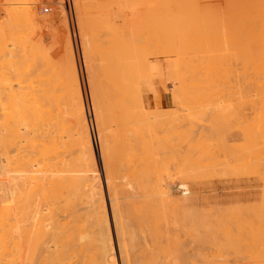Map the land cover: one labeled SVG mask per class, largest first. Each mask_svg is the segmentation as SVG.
Here are the masks:
<instances>
[{"label": "rangeland", "instance_id": "rangeland-1", "mask_svg": "<svg viewBox=\"0 0 264 264\" xmlns=\"http://www.w3.org/2000/svg\"><path fill=\"white\" fill-rule=\"evenodd\" d=\"M194 1H196V3H194L195 5L193 4ZM197 1H198V5H197ZM208 2L210 5L208 4ZM199 4H201L202 7L199 6ZM204 4L206 5L208 4V5L204 6ZM180 5L181 7H179ZM45 7L50 8V11L48 13H45L43 11ZM181 8L182 9L184 8V9L182 10ZM98 10L100 11L98 12ZM91 11L92 12L94 11V13H92ZM17 21H18V25H17ZM99 22L100 24H98ZM202 22L205 24H203ZM202 26L204 27L202 28ZM260 28H262V30L264 28V0H87V2L86 0H72V7L70 11L65 8L63 0H0V113H1L0 114V133L2 134V138L5 140L3 141V143L4 145L6 144L5 149L7 153L10 152L9 157H12V159L14 160L15 159L18 160V161L15 160V164H13L14 167L15 166L17 167V168L15 167L16 169H14L15 171H13L15 173L12 172L13 175L15 177L17 176L18 178H20V180L23 182L25 181L24 183L20 181L21 184L19 183L17 184L18 187L19 185L22 186V187L21 186L19 187L20 190H18L19 188L18 189L16 188V184L12 185L13 184L12 182L11 183L5 182L4 183L5 185L3 184L5 187L3 186L2 188H0V227L2 225V228H0L1 230L0 237L2 239V241L0 239V253H1L0 254V257H1L0 264H7V263L8 264H27L29 263L28 258H26V257H30V256H27L28 254L26 253L29 249L27 251L24 250L22 246V242H21L22 239L19 238V235L21 234L18 235V238L20 239V241H16V240L14 241V237L18 239L16 233H19V232L17 231L18 228L13 230L15 226V224L13 223H16L17 222L16 220H18L19 222V219L17 218L19 217V215H20L21 222H23L22 218L25 217V215L27 216V213L26 214L24 213V212H27L25 211L26 209L25 210L23 209L24 212L20 210L21 214L22 213L24 214L22 218H21L22 215L19 213L18 210H16L17 208L16 204H18L16 200V196L18 195H16L15 198L13 199V196H14L13 193L15 192V191L13 192L14 186H15V189L18 190L17 192H15L16 194L18 192L21 193L23 189H25L27 192H30L33 186H35L34 181L39 182L40 186L38 183H37L38 185H36L39 188L38 187L34 188V189L38 188L37 190H39L37 191V193L38 192L40 193V195L38 193V196H37L38 200L43 198L41 200L45 201L44 204H47V202L50 203V205L54 206L57 212L60 210L59 207H61V205L66 204L65 201H63L64 199L66 200V195H67V199H69V193H68L69 190H66L67 187L65 186L68 185L67 184L68 182L69 184L71 182L69 177L71 176L74 177V175H76L75 174L76 172H74L75 162L76 161L80 162V159L77 158L79 157L78 156L79 153L77 150V145H76V140H75L76 137L74 134L75 126L73 124V116H72V109H71L73 105H71L72 101L69 102V100L72 98L70 96H72V94H74V92H76V89L78 90V88L76 87L77 86L76 78L72 73V67L68 63L63 61L62 55L65 53L64 51L66 50L69 54L72 55V59H73L72 61L75 66V71L78 77L79 89L82 95L86 123L88 125V131H89V135L92 141L91 144L93 145L92 147L94 149L93 151L94 159L96 160L94 167L92 165H89L88 161L84 160V159L87 160V158L85 157L82 159L81 163H84L83 168H85L88 171V173L91 175V177L94 178V182L97 184L95 185L99 188V189L97 188L98 192L99 191L102 192L106 214L108 216V221L110 223L109 224L110 232H111L110 235L113 241L112 244L114 248V254H115L114 256L115 258H117L115 259L116 264H120V262H119L118 248L116 244V239H115L112 219H111L110 198H109V195L106 189L107 188L106 182H105L106 171L111 172L110 177L112 181L114 182V185H117V187H123V188H127L130 190H134V189H137L138 186H141V183L144 182L145 184L143 183L141 187H138L140 188V190L139 189L134 190V192L139 193V194L142 191L141 196L152 195L151 191L154 188L155 184L159 181L158 176L162 177L161 179L165 178V180L169 181L172 190L177 193L180 192L183 188L184 189L186 187L188 188V186H190L189 181H191L193 185L195 184L194 186L195 188H197L196 190H198V194H200L198 196H201L204 199L202 200V198L200 197L201 198L200 205L201 206L205 205L202 207L204 209V222H205V233H204L205 234V244L204 245H205V253H206V264H264V258H263L264 257V187H263L264 186L263 185L264 184L263 183L264 182V174H263L264 169H262L264 168L263 166L264 165L263 163L264 131H262L264 130L263 128L264 126V113H263L264 112V93L259 94L253 91L251 92L250 90H247L244 93H238L237 89L234 88L232 85L233 81L235 84V79L231 78V76L235 78V76H233L234 74L232 75V73L236 71V65L234 64L235 58L233 56V53L231 52L229 53V51H232V50H233L232 52H234V49H235L234 47L238 44L237 42H243V41L245 42L254 41L255 42L254 39H251L246 35H251L249 34L250 31H252L253 29L257 30ZM243 32H247L246 35L242 34ZM241 35L246 36L248 38L246 39L240 38ZM253 36H257V33H255ZM186 37H187V40H186ZM68 45L70 48H68ZM160 45L162 47H160ZM191 45H194V47H192ZM186 46L188 47V49L191 46V48L195 50V53L197 52V50L202 53V51L200 50V47L201 49L203 48L202 49L203 53L206 52V50H204L206 47H207L206 49L212 48L213 50L211 52L207 50V54L211 53V55L209 56L213 55L212 57L215 56L216 58L209 57L205 53V55L207 56V59H205L204 54H203L204 57L202 56L198 57V56H195V54H193L194 52L191 54V51H189V53L190 55H192V57L188 56L187 54L189 53L185 51ZM178 47L179 48L181 47L180 50ZM217 48L220 50H218ZM151 49L153 51L155 49L156 52L154 51L153 53ZM183 50L187 53L185 55L186 57L184 55L180 56L182 55L181 51ZM217 50L220 51V54L223 53V55L222 54L218 55L219 52L217 54ZM174 51L177 53H175ZM184 51L183 53L185 54ZM213 51H215L214 53L217 54V56L212 54ZM167 52L170 55L166 54ZM178 52L180 55L178 54ZM177 54L179 55V58ZM125 55L127 57H125ZM193 55H194V58H193ZM229 56H230V59L228 58ZM188 57H191L192 59L196 60L197 63L194 60H193L194 62H191L190 61L191 59H188ZM231 57H232V60H231ZM199 58H200V61H198ZM209 58H212V59H209ZM217 58L219 59V61L217 60ZM128 59H129V62L131 61L130 63L128 62ZM213 59L217 60L218 65H217V62L214 61ZM224 59L226 60L224 61ZM139 61L140 63H137ZM177 61H179V63ZM201 61H203L204 66L201 64L202 63ZM204 62H206L207 66ZM213 62H215L216 64L214 63L215 64L214 65ZM194 63L198 64L199 67L201 64V67H203V69H201L202 71ZM135 64H137V66ZM183 64L188 65L190 68H188V66L187 68L190 70L192 68L194 69H192L191 71L190 70L188 71L184 68ZM223 64L226 66H224ZM213 66L218 70H215ZM212 67L214 71L211 70ZM222 67L223 68L227 67V68L223 69ZM105 68H107L108 70ZM172 68H174L175 72L173 71ZM209 68L211 72H209L210 70L208 71ZM134 69L135 70L137 69V70L135 71ZM169 69H172V70H169ZM177 69L180 71V72L178 71L179 74L176 72ZM206 69L208 72L206 71ZM233 69L234 71H232ZM193 70L201 71V72L205 71L207 74L204 75L205 72H203L202 74L208 78L203 77L202 74H197V72L195 71L194 73L196 74H194ZM219 71L221 74H219ZM191 72H192V75H194L192 80L197 78V80L196 81L194 80V81L197 83L199 82L202 83V84H196L194 82V84L199 87L198 88L196 86L195 87L196 89L191 88V90L194 93H192L191 90L189 92L188 90L189 86H187L189 84L190 86L193 85V82L190 78L192 76L190 74ZM110 73L113 74L114 79H113V76L111 77ZM130 73L132 75H130ZM214 74L217 75V78H219L220 75L223 76V80L220 77L221 80H218L217 78L215 79L213 78V79H210L209 81V77L211 76L216 77V75ZM187 75L189 76L188 77L189 81H188ZM195 75H197V77ZM201 75H202L201 78H203L202 81H201V78L198 77ZM180 77H181V82L178 81L179 80L178 78ZM224 77L226 78L228 77L227 78L228 81L233 79L231 81L232 83L229 81V84H226L227 80H225L226 78ZM176 78L178 80H176ZM174 80L180 82L181 85L176 84V81L174 82ZM204 80H205V83L207 81L206 83L207 87L205 86V83H204V87L207 89L211 88V86L208 83H210L212 80H218L217 83L214 82V86H215V83L216 85L218 84L219 85L215 87L213 86V88H216V89L214 90L211 89L210 91L212 94L209 92V90H208V93H206L207 90L205 92V90L203 89ZM73 81H75L74 82L75 84L72 83ZM149 81L151 84L149 83ZM219 81L220 82L224 81L223 83L221 82L222 83L221 86H220L221 83H219ZM212 84L213 83H211V85ZM148 86L151 88L149 89ZM225 86H226V89H223L225 88ZM229 86L230 87L232 86L233 89L228 88ZM75 87L76 89H74ZM201 87L203 90H200ZM185 88L188 92L185 90ZM195 90L198 92H195ZM226 90H229V91H226ZM106 92H108V96ZM164 92L170 95V98H171V102L169 103L168 108H163L160 102V98ZM214 92L217 98H215L213 94ZM247 92L250 94V96ZM208 94H210L211 96H214L215 101L211 99L214 101L213 103L212 101L210 103L209 99L211 98V96ZM110 95L112 96L110 97ZM255 95L257 97H255ZM95 96H96V99L98 98L97 99L98 101L104 97L101 101H99L101 102L99 106L97 103L98 101L96 102V99H92ZM208 96H210V98ZM260 96L262 97L260 98ZM231 97L234 99H231ZM205 99H207V101ZM131 100L132 102H130ZM93 101L96 102L97 106L102 111H98L99 108H97L96 105H95L96 107L94 106ZM103 101L104 103L106 102L107 106L106 104L103 103ZM256 101L258 102L256 103ZM182 102H184L185 104ZM233 103H235L236 107L234 106ZM255 103L257 104V106H255L256 105ZM101 106H103V108ZM18 107L21 108V110L18 109L16 110V113H15L14 110L17 109ZM106 107L109 109H107ZM229 108L234 109L233 110L234 112ZM93 109L95 110L98 109L96 111L97 115L100 113L98 115V118L102 114L105 115V116L102 115V117L104 116L103 118L100 117V123H102L103 120L104 121L106 120L105 122L103 121L104 124L106 123V126L101 125L102 126L101 127L100 124H98V119L97 117H95L96 116L94 114L95 110L93 111ZM110 109H112V111L117 113L115 114L113 112L117 117V119L116 117H114L117 121L113 118H112L113 121L112 119H110L109 121L108 117L109 116L110 118L113 117V115L107 116V113L111 112ZM163 110L165 111L164 113H163ZM230 110L232 111V115L230 114L231 113ZM174 111L176 112L174 113ZM128 112H129V115L131 113L132 115H134L132 116L133 119L132 117H130L131 115L128 116L127 114ZM156 112L158 114H156ZM228 113L231 116H229ZM236 113L238 115H236ZM249 113L252 115H250ZM147 114L151 116H147ZM173 114H175L176 117ZM198 114L201 115V117L203 118L199 117ZM125 115L127 117H125ZM207 116L210 118H208ZM120 117H121V120H120ZM239 117L242 120L239 119L238 121ZM130 119L132 122L130 121ZM144 119H145V122H143ZM146 119L147 120L150 119L149 120L150 123ZM207 119L208 121L210 119L212 121L210 120L208 122ZM230 119L232 120L236 119V120L231 121ZM256 120H257V123H256ZM121 121H122V124L120 123ZM211 122H212V125H210ZM96 123L100 126V128L102 129L105 128L103 132L106 133L105 131H107V134L109 133L108 136L104 135L100 131L102 129L99 130V127L97 126ZM202 123H205V124H202ZM144 124L146 125L147 128H145ZM121 125L126 130L121 129L122 128ZM152 125L155 127H152ZM140 126L143 129L142 131L140 129ZM244 126H245V129L243 128ZM24 128L26 129V132L28 130L34 133L32 134V136L34 135V137H32V139L30 138V140L35 141V143L37 144L35 148L38 151L41 148H43L44 145L47 146L46 155L48 158L44 159L45 160L44 162L42 161L43 159L38 154L34 153L36 149H32L29 146H27L26 142L23 140V137L20 138L19 135L24 133L23 132V130L25 131ZM153 128H156L157 130ZM212 128H216V129H212ZM20 129L22 132L20 131ZM120 129L122 130V132L120 131ZM145 129H147V131H145ZM127 130L129 131L127 132ZM99 131L102 136L100 135ZM124 131L127 133H125ZM120 132L121 134H119ZM136 132L138 133L137 136H136ZM197 133L199 134L201 138L198 136ZM177 134H180V135L177 136ZM99 135L101 137L106 136L110 141H108L106 137H105L106 138L105 140L108 142L106 141L104 142L103 141L104 138H102L103 140L101 141L100 140L101 138L99 137ZM167 136H169L170 138ZM156 138L157 140H154ZM135 139H136V142H135ZM99 140L101 141V143ZM116 141L118 143H115ZM103 142L108 143L107 148L112 145L111 147H109L110 149H108V151L110 150L109 152L111 154L109 152L106 153V151L103 150L105 152H103V154L101 155L102 153L101 148H104V145H105V144L104 145L102 144ZM134 143L136 144L134 145ZM124 144L126 146H124ZM240 150H243V151H240ZM259 150L262 152H260ZM122 152H123V156H122ZM18 153L20 154L19 156H17ZM38 156L42 160L38 159L39 158ZM102 156L105 157L106 159L108 158L107 160L109 161V166L107 167L106 171H105L106 167L103 161L104 159ZM244 157H245V160H244ZM22 159H26V160L24 161ZM142 159H143V162H142ZM38 161L43 162L44 164L43 163L39 164ZM261 163L263 167L261 166ZM46 164L48 166H46ZM76 164L78 163L76 162ZM27 165L28 167H26ZM33 165L36 167H34ZM24 166L26 169V171L24 172L26 174L21 170L22 168L24 170ZM40 166L42 169L40 168ZM87 166L89 167V169L87 168ZM18 168L20 169L19 171L20 173L16 171L18 170ZM250 168L252 169V171ZM31 169L39 170V171L37 170L38 173L35 174L36 175L35 180L32 179L33 178L32 176L30 178ZM40 169L42 170V173L40 172L41 171ZM54 172L55 173L57 172V174H55ZM128 172L130 173L128 174ZM137 174H139V176ZM24 175L26 176V178ZM62 175L63 176L65 175V177H63ZM186 175H187V178H186ZM66 176H68L67 178L69 181H66L67 180ZM154 176H157L155 177V180H154ZM58 177L60 179H58ZM129 177H130V180H129ZM24 178L27 180H25ZM65 178L66 180H64ZM137 178L139 181L135 180ZM144 179L145 181H143ZM186 179H188L189 181ZM184 181L185 182L188 181L187 183L188 185L186 183H183L181 186L180 183ZM138 182H140V184ZM29 184L30 185L32 184V185L30 186ZM134 185L136 186L134 187ZM231 185L234 186V188L231 187ZM204 186H205V189H204ZM245 186L246 187L249 186V188L251 189L248 190V188H246ZM42 187H43V192H42ZM143 187H146V188L141 189ZM147 188L150 190L151 194L147 193L149 192V190L145 191V189ZM213 188L215 190H213ZM67 189H70L69 186ZM143 190L145 191L144 193H146L145 195L143 193ZM32 191L28 193V197L29 195L31 197L33 195V198H36V199H33V201L36 200L35 201L36 203L35 202L34 203L37 204V201H38L37 197L34 196L36 193V190L33 191L35 192L34 194H32L33 193ZM238 192H240L241 194ZM252 193H253V197H251ZM22 194H24V192ZM22 194H20V196H22ZM45 194L47 195L45 196ZM232 194L234 195L235 198L233 197ZM231 195H232V198H234V200H231L232 199ZM246 195H248L247 198H246ZM236 196L239 197L240 199L239 198L237 199ZM24 197H25L24 198L25 199L24 202H25L27 197L26 196ZM227 197L228 198L230 197L231 199L230 198L228 199ZM46 198H48V201ZM52 198H55L54 199L55 201ZM149 198H151V201L149 202L153 203L152 205L151 203L148 204L149 206L151 205L150 208L153 207L152 209L154 211L157 210L158 212H160V210L156 208L157 207L156 200H154L153 196L148 197V199ZM136 199L139 201V198H136ZM136 199L135 201H137ZM235 199L238 200L239 203H237L238 201L236 202ZM242 199H244V202ZM13 200H16V203L14 202L15 203L14 207L15 205L16 207L15 208L12 207L13 208L12 209L11 206H13V203H12ZM140 200H142L141 197H140ZM43 201H39V202H43ZM204 202L206 204H204ZM241 203L243 206H241ZM246 203L248 205L249 204L250 205L252 204V205L251 206L245 205ZM21 204L23 203H20L18 205L20 206ZM23 206L21 208H24ZM234 206L235 208L233 211L232 209ZM246 206H248L249 208ZM150 208L148 209L145 208V209L149 211ZM229 208L230 209L232 208L231 211H229L230 210ZM153 210H151V213H150L152 215H153ZM15 211L16 212L18 211V212L15 213ZM18 213L19 215L16 217L15 215H17ZM143 214L144 215L142 216V220L140 219L141 217L139 219L137 217L138 220H141V223H143L144 221L143 217H145V213ZM147 214L148 213H146V216L148 217ZM158 215L160 214L158 213ZM161 215H160L161 222L160 221H159L160 223L157 222L159 219L156 222L166 227L168 225V224L165 225L167 221L164 222L162 221V219H164V217L165 219H168L167 218L168 215L164 214L163 212L161 213ZM150 216L148 218H150ZM15 217L17 218L16 220H14ZM131 217L132 216H130V218ZM151 217H154V215ZM156 218L157 217H154V220H156ZM171 218H172L171 215H169L170 220H168L167 223L171 222L170 225H173L174 218H172L173 220ZM25 220L27 221L28 219L24 218V221ZM132 220H134V217ZM154 220H151V221L153 222ZM10 223L12 224L13 228L11 227ZM19 225L18 226L16 225V226L20 228ZM159 226L157 225V228ZM3 228H4V231L2 230ZM22 229L24 228L21 227V230ZM9 230L14 231V233L13 232H12L13 234L10 233ZM158 230L162 231L164 230V228L162 229V227H159ZM6 231L11 235H9ZM136 231H137V228H136ZM136 231L134 234V239L136 237L140 238L139 236L136 235ZM139 235H140V232H139ZM10 236H12V238ZM22 237L25 238L24 236ZM11 240H13L14 243H11L12 242ZM25 240L23 239V241ZM18 242H21V247L23 248L24 255L21 253L22 248L19 249L18 245L20 244H18ZM27 242L28 240L26 241V246H28ZM137 242L139 246V241ZM23 244L25 247V243ZM15 245H17L18 247L13 248L15 247ZM28 247H25V248H28ZM6 248L7 250H5ZM17 249H19V252H17ZM138 249L136 247L133 250L137 251ZM3 251L4 252L6 251V252L4 253ZM16 252L18 253V255H16ZM9 253L12 256L13 255L15 256L11 257ZM19 254L20 256H24V257H20ZM25 254H26V257H25ZM11 258L12 259L14 258V259L12 260Z\"/></svg>", "mask_w": 264, "mask_h": 264}, {"label": "bare ground", "instance_id": "bare-ground-1", "mask_svg": "<svg viewBox=\"0 0 264 264\" xmlns=\"http://www.w3.org/2000/svg\"><path fill=\"white\" fill-rule=\"evenodd\" d=\"M86 2H87V0H86ZM183 2V1H182ZM192 2V1H191ZM200 2V1H199ZM194 3H196V1H194L193 2V4ZM208 4H209V2H208ZM207 4V5H208ZM86 5V4H85ZM95 5V4H94ZM195 5V4H194ZM197 5H198V1H197ZM206 4H204V6H207ZM210 5V4H209ZM90 6V5H89ZM199 6H201V4H199ZM179 7H181V5L179 6ZM197 7V6H196ZM202 7V6H201ZM187 8H188V6H187ZM195 8V7H194ZM205 8V7H204ZM93 9V8H92ZM182 9V8H181ZM184 9V8H183ZM182 9V10H183ZM199 9V8H198ZM104 10V9H103ZM179 10H180V8H179ZM191 10V9H190ZM201 10H202V8H201ZM100 10H98V12H99ZM105 11V10H104ZM103 11V12H104ZM200 11V10H199ZM223 11V10H222ZM84 12V11H83ZM92 12V11H91ZM106 12V11H105ZM15 13V12H14ZM85 13V12H84ZM92 13H94V11L92 12ZM91 13V14H92ZM80 14V13H79ZM82 14V13H81ZM96 14V13H95ZM101 14V13H100ZM179 14V13H178ZM199 15V14H198ZM197 15V16H198ZM196 16V17H197ZM220 16V15H219ZM27 17V16H26ZM25 17V18H26ZM194 17H195V15H194ZM198 18V17H197ZM13 19V18H12ZM28 19V18H27ZM97 19V18H96ZM196 19V18H195ZM181 20V19H180ZM197 20V19H196ZM201 20V19H200ZM131 21V20H130ZM203 21V20H202ZM255 21V20H254ZM196 22V21H195ZM203 23V22H202ZM202 23H201V25H202ZM98 24H100V22L98 23ZM203 24H205V23H203ZM17 25H18V21H17ZM86 26V25H85ZM20 27V26H19ZM204 26H202V28H203ZM85 28V27H84ZM206 28V27H205ZM259 28V27H258ZM121 29V28H120ZM93 30V29H92ZM103 31V30H102ZM101 31V32H102ZM201 31V30H200ZM106 32V31H105ZM202 33V32H201ZM246 33L247 32H243L242 34H244V35H246ZM255 33H257V36H253ZM82 34H83V32H82ZM86 34H87V32H86ZM100 34V33H99ZM155 34V33H154ZM185 34V33H184ZM200 34V33H199ZM249 34H251V35H246V36H248L249 38H251V39H254L255 40V42L253 41V42H245V41H243V42H237L238 44L236 45V43H235V49H234V52H232L233 50V47H232V51H229V50H227V51H229V53L231 52V53H233V56H234V58H235V65H236V71H234V69L232 70V71H234L233 73H232V75L233 76H235V78L234 77H232L231 76V78H233V79H235V84H234V81H233V87L234 88H236L237 89V91H238V93H244L245 91H247V90H250L251 92L253 91V92H255V93H264V28H263V30H262V28H260V29H257V30H252V31H250L249 32ZM176 35V34H175ZM246 36H243V35H241L240 36V38H248V37H246ZM157 37V36H156ZM160 37H162V36H160ZM190 38V37H189ZM24 39V38H23ZM29 39V38H28ZM82 39H83V37H82ZM97 39H98V37H97ZM108 39V38H107ZM158 39V38H157ZM164 39V38H163ZM191 39V38H190ZM189 39V40H190ZM115 40V39H114ZM149 40V39H148ZM185 40V39H184ZM186 40H187V37H186ZM67 41V40H66ZM130 41V40H129ZM94 42V41H93ZM180 42V41H179ZM193 42V41H192ZM110 43V42H109ZM184 43H186V42H184ZM158 44V43H157ZM180 44V43H179ZM226 44V43H225ZM83 45H84V43H83ZM86 45V44H85ZM115 45V44H114ZM177 45V44H176ZM231 45V44H230ZM234 45V44H233ZM232 45V46H233ZM18 46V45H17ZM67 46V45H66ZM65 46V47H66ZM109 46V45H108ZM111 46V45H110ZM119 46V45H118ZM142 46V45H141ZM147 46V45H146ZM179 46V45H178ZM189 46V45H188ZM192 47H194V45H191ZM191 46L189 47V49H188V47L186 46L185 48H186V50H185V48H184V50L186 51V52H188L189 53V51H191V54L193 53V54H195V56H202V57H204V55H205V53H206V55H211V53L210 54H207V50L209 51V52H211L213 49L212 48H209V49H211V50H209V49H204V50H206V52H204L203 53V48L201 49V47H200V50L202 51V53L200 52V51H198L197 50V54L195 53V50H193L192 48H191ZM219 46H221V45H219ZM94 47V46H93ZM104 47V46H103ZM160 47H162L161 45H160ZM211 47V46H210ZM215 47V46H214ZM224 47V46H223ZM229 47V46H228ZM231 47V46H230ZM68 48H70L69 47V45H68ZM125 48H127V47H125ZM159 48V47H158ZM174 48H175V46H174ZM179 48V47H178ZM177 48V49H178ZM181 48V47H180ZM180 48H179V50H180ZM197 48V47H196ZM195 48V49H196ZM29 49V48H28ZM85 49V48H84ZM88 49V48H87ZM117 49V48H116ZM133 49V48H132ZM144 49H145V47H144ZM143 49V50H144ZM147 49V48H146ZM160 49V48H159ZM198 49V48H197ZM218 49V48H217ZM226 49V48H225ZM64 50H65V48H64ZM97 50V49H96ZM107 50V49H106ZM128 50V49H127ZM152 50V49H151ZM168 50V49H167ZM174 50V49H173ZM183 50V51H184ZM218 50H220V49H218ZM217 50V54H218V52H219V54L218 55H223V53H221L220 54V51H218ZM108 51V50H107ZM118 51V50H117ZM153 51V50H152ZM154 51H155V49H154ZM154 51H153V53H154ZM158 51V50H157ZM163 51V50H162ZM171 51V50H170ZM183 51H181L182 52V55H180L179 54V52H178V54L180 55V56H185L187 53L185 52V54L183 53ZM223 51H224V49H223ZM226 51V52H227ZM65 53L62 55L63 56V61L64 62H66V63H68L71 67H72V73H73V75L75 76V78H76V87L78 88V90L76 89V87L74 88V89H76V92H74V94H72V96H70V97H72L70 100H69V102L70 101H72L71 103V105H73V107L71 108L72 109V116H73V124H74V126H75V132H74V134H75V137H76V145H77V150H78V153H79V157H77V158H79L80 159V162H78V161H76L78 164H76V162H75V171L74 172H76L75 174L76 175H74V177L73 176H71V177H69L70 178V184H69V182L67 183L68 185L67 186H65V187H67L68 188V186H69V188L70 189H67L66 188V190H69L68 191V193H69V199H67V195H66V200L64 199L63 201H65V205H61V207H59L60 208V210L57 212L56 211V209L54 208V206H52V205H50V203H48L47 201H48V198H46L47 199V204H44L45 203V201H43V200H41V199H43V198H41V196H40V198L41 199H39L38 200V193H37V191H39V190H37L39 187L38 186H36V185H38L39 184V182H37V181H34L35 183V186H33V188H32V190L34 189V188H36V187H38L37 189H34V190H36V193L35 192H33L32 190H30V192L32 191L33 193L32 194H34L35 193V195L34 196H36L37 197V204H35L36 202V200L35 201H33V199H36V198H33V195H32V197L29 195V197H28V193H30V192H27L25 189H23L22 190V192L20 193V192H18L17 194L15 193V192H17L18 190H20V186L21 185H19V187H18V183L19 184H21L20 183V178H18L17 176L15 177L14 175H13V173H15V172H13V171H15L14 169H16L15 167H14V165L13 164H15V160H17V159H12V157H9V153L10 152H8L7 153V151H6V149H5V145H4V143H3V141H5L3 138H2V134L0 133V188H2L5 184V182H9V183H13L12 185H14V184H16V188L18 189V190H16L15 189V186L13 187V186H11V187H13V189H11V190H13V194H14V196H13V199L15 198V196L16 195H18V196H16V200H17V202H18V204H20V203H23V204H21L20 206L18 205V204H16L17 205V208H19V209H17L16 208V210H18L19 211V213L21 214V211L20 210H22V212H24L23 211V209L25 210V211H27V212H24L25 214L27 213V216L25 215V217H23V213L21 214L22 216H21V218L23 219L22 221L23 222H21L20 220V215H19V213L17 214V215H15L16 217L19 215V217H17L18 219H19V222H18V220H16L17 218L15 217V219L14 220H16L17 222V224L16 223H13V224H15V226L17 225H19L20 226V228L19 227H15L14 226V228H13V226H12V224L10 223V225H11V227L13 228V230H15V229H17V231L19 232V233H16L17 234V238H18V235L19 234H21V235H19V238L20 239H22L21 240V242H22V246H23V248H24V250H28L26 253L28 254L27 256H30V257H26V254H25V257L26 258H28V262L29 263H27V264H116V260L115 259H117V258H115V254H114V248H113V244H112V237H111V235H110V226H109V221H108V216H107V214H106V210H105V206H104V198H103V196H102V192L101 191H99L98 192V187L96 186L97 184L94 182V178L93 177H91V175L88 173V171L85 169V168H83L84 167V163H81V161H82V159L85 157V158H87V160L86 159H84L85 161H88V163H89V165H92L93 167H94V164L96 163L95 161V159H94V153H93V151H94V149H93V145L91 144V138H90V135H89V131H88V125H87V123H86V118H85V113H84V106H83V100H82V95H81V92H80V89H79V83H78V77H77V74H76V71H75V66H74V63H73V59H72V55L71 54H69L68 52H67V50L66 51H64ZM70 52V51H69ZM87 52V51H86ZM102 52V51H101ZM112 52V51H111ZM110 52V53H111ZM124 52V51H123ZM132 52V51H131ZM151 52V51H150ZM156 52V51H155ZM159 52V51H158ZM175 52V51H174ZM208 52V53H209ZM215 51H213L212 52V54H214V55H216L217 56V54H215L214 53ZM222 52V51H221ZM226 52H224V53H226ZM122 53V52H121ZM175 53H177V52H175ZM200 53V54H199ZM125 54V53H124ZM130 54V53H129ZM166 54H168V52L166 53ZM165 54V55H166ZM172 54V53H171ZM177 54V55H178ZM202 54V55H201ZM204 54V55H203ZM18 55V54H17ZM121 55V54H120ZM145 55V54H144ZM149 55V54H148ZM168 55H170V54H168ZM173 55V54H172ZM176 55V56H177ZM179 55H178V58H179ZM188 56H191L192 57V55H190V53L189 54H187ZM205 55V59H207V56ZM230 55V54H229ZM213 56V55H212ZM212 56H209V57H212ZM112 57V56H111ZM122 57V56H121ZM125 57H127L126 55H125ZM131 57V56H130ZM147 57V56H146ZM145 57V58H146ZM149 57V56H148ZM152 57V56H151ZM186 57V56H185ZM191 57H188V59H191L190 61L191 62H196L197 63V61L196 60H194V59H192ZM201 57V58H202ZM215 57V56H214ZM214 57H212V58H214ZM95 58V57H94ZM132 58V57H131ZM130 58V59H131ZM182 58H184V57H182ZM193 58H194V55H193ZM197 58V57H196ZM212 58H209V59H212ZM216 58V57H215ZM226 58V57H225ZM229 59H230V56L228 57ZM105 59V58H104ZM122 59V58H121ZM120 59V60H121ZM198 59V58H197ZM204 59V60H205ZM208 59V60H209ZM221 59V58H220ZM32 60V59H31ZM86 60H88V59H86ZM93 60V59H92ZM143 60V59H142ZM145 60V59H144ZM177 60V59H176ZM179 60V59H178ZM194 60V61H193ZM202 60V59H201ZM203 60V61H204ZM214 60V59H213ZM217 60L219 61V59L217 58ZM217 60H214V61H216L217 62ZM222 60V59H221ZM226 59H224V61H225ZM231 60H232V57H231ZM135 61H137V60H135ZM134 61V62H135ZM182 61H183V59H182ZM186 61V60H185ZM198 61H200V58H199V60ZM203 61H201L200 63L203 65ZM223 61V62H224ZM230 61V60H229ZM228 61V62H229ZM88 62V61H87ZM127 62V61H126ZM128 62H129V59H128ZM131 62V61H130ZM129 62V63H130ZM178 63H179V61H177ZM187 62V61H186ZM209 62H211V61H209ZM93 63V62H92ZM112 63V62H111ZM137 63H140V61L139 62H137ZM185 63V62H184ZM188 63V62H187ZM186 63V64H187ZM196 63H194V64H196ZM199 63V62H198ZM205 64H206V62H204ZM208 63V62H207ZM215 62H213V64H214ZM227 63V62H226ZM101 64V63H100ZM115 64V63H114ZM141 64H143V63H141ZM148 64V63H147ZM146 64V65H147ZM184 65V68L186 69V70H190V69H188V68H190L188 65ZM201 64H200V67L198 66V64H196L197 66H198V68L201 70V69H203V67H201ZM209 64V63H208ZM216 64V63H215ZM214 64V65H215ZM220 64V63H219ZM229 64V63H228ZM232 64V63H231ZM87 65V64H86ZM85 65V66H86ZM116 65V64H115ZM136 66H137V64H135ZM193 65V64H192ZM210 65V64H209ZM212 65V64H211ZM217 65H218V62H217ZM217 65H216V67H217ZM224 65V64H223ZM233 65V64H232ZM99 66V65H98ZM129 66H131V65H129ZM187 66H188V68H187ZM204 66V65H203ZM206 66H207V64H206ZM205 66V67H206ZM224 66H226V65H224ZM229 66V65H228ZM109 67V66H108ZM143 67V66H142ZM146 67V66H145ZM204 67V68H205ZM214 67V66H213ZM213 67H212V71H214L213 70ZM230 67H231V65H230ZM114 68V67H113ZM112 68V69H113ZM131 68V67H130ZM215 68V67H214ZM223 68V67H222ZM225 69L227 68V67H224ZM223 68V69H224ZM93 69V68H92ZM105 69H107V68H105ZM148 69V68H147ZM173 69V71L175 72V70H174V68H172ZM172 69H169V70H172ZM192 69H194V68H192ZM191 69V70H192ZM222 69V70H223ZM108 70V69H107ZM135 70V69H134ZM137 70V69H136ZM135 70V71H136ZM142 70V69H141ZM140 70V71H141ZM168 70V71H169ZM190 70V71H191ZM205 70V69H204ZM210 70V68L208 69V71ZM211 70L209 71V72H211ZM215 70H218V69H216L215 68ZM125 71H126V69H125ZM140 71H139V73H140ZM143 71H145V70H143ZM166 71V70H165ZM178 69H177V73H178ZM194 71L195 70H193V73H194ZM202 71V70H201ZM201 71H195V72H197V74H202L203 72H205V71H203V72H201ZM206 71H207V69H206ZM207 71V72H208ZM231 71V70H230ZM89 72H90V70H89ZM134 72V71H133ZM180 72V71H179ZM228 72V71H227ZM226 72V73H227ZM87 73V72H86ZM113 73V72H112ZM125 73V72H124ZM128 73V72H127ZM135 73H137V72H135ZM144 73V72H143ZM173 73V72H172ZM231 73V72H230ZM111 74V73H110ZM114 74V73H113ZM113 74H111V77L113 76ZM116 74V73H115ZM122 74V73H121ZM148 74V73H147ZM168 74H169V72H168ZM179 74V73H178ZM191 75H192V72L190 73ZM194 74H196V73H194ZM205 74H207L206 72L204 73V75ZM209 74V73H208ZM211 74V73H210ZM219 74H221L220 73V71H219ZM127 75V74H126ZM130 75H132L131 73H130ZM134 75V74H133ZM203 75V74H202ZM202 75L201 76H198L199 78H201L202 77ZM203 75V77H205ZM214 75H216V74H214ZM169 76H170V74H169ZM171 76H173V75H171ZM174 76H175V74H174ZM177 76V75H176ZM196 77H197V75H195ZM209 76V75H208ZM225 76V75H224ZM230 76V75H229ZM110 77V78H111ZM145 77V76H144ZM147 77V76H146ZM189 76L187 75V78H188ZM193 77H194V75H192L190 78H191V80L193 79ZM212 77V76H211ZM209 77V81H210V79H215V78H217V75H216V77L214 76V77ZM220 77L222 78V80H223V76H221L220 75ZM220 77L219 78H217L218 80H221L220 79ZM73 78V77H72ZM117 78V77H116ZM135 78V77H134ZM133 78V79H134ZM140 78V77H139ZM171 78V77H170ZM198 78V79H199ZM205 78H208V77H205ZM224 78H226V77H224ZM228 78V77H227ZM227 78L225 79V80H227ZM230 78V77H229ZM112 79V78H111ZM113 79H114V76H113ZM136 79V78H135ZM143 79V78H142ZM148 79V78H147ZM175 79V78H174ZM179 79V80H178ZM176 78V80H178V81H180L181 82V77L180 78ZM232 79V80H233ZM145 80V79H144ZM171 80H173V79H171ZM176 80H174V82L176 81ZM191 80H190V82H191ZM195 81L197 80V78L196 79H194ZM194 80H192V82H193V85H195L194 84ZM203 80V78H201V81ZM206 80H208V79H206ZM218 80H212L210 83H208L210 86H211V88L210 87H208V88H210V89H207V88H205L204 87V83H205V80H204V82H203V89L205 90V92H206V90H207V92L206 93H208V90H209V92L211 91V89H216V88H213V86H214V82H218ZM232 80H229L230 82L232 81ZM132 81V80H131ZM178 81H176V84H180L181 85V83L180 82H178ZM188 81H189V78H188ZM187 81V82H188ZM208 81V82H209ZM229 81L227 80V82H226V84H229ZM75 81H73L72 83H74ZM119 82V81H118ZM178 82V83H177ZM192 82H191V84H192ZM198 82H199V80H198ZM222 83L224 82V81H221ZM220 81H219V83H221ZM116 83V82H115ZM142 83V82H141ZM149 83H150V81H149ZM196 84H202V83H197V82H195ZM206 83H207V81H206ZM206 83H205V86L207 87V85H206ZM211 83H213L212 85H211ZM216 83H215V86H218V85H216ZM222 83L220 84V86L222 85ZM232 83V82H231ZM75 84V83H74ZM138 84V83H137ZM151 84V83H150ZM189 84V83H188ZM225 84V83H224ZM93 85V84H92ZM128 85V84H127ZM142 85V84H141ZM193 85H191L190 86V84L189 85H187V86H189L190 87V89H189V87H188V90H189V92H190V90H191V88H193V89H196L195 87L197 86V85H195V86H193ZM231 85V84H230ZM130 86V85H129ZM147 86V85H146ZM173 86V85H172ZM186 86V87H187ZM214 86V87H215ZM224 86V85H223ZM92 87V86H91ZM198 87V86H197ZM93 88V87H92ZM91 88V89H92ZM118 88V87H117ZM116 88V89H117ZM131 88V87H130ZM148 88L150 89L151 87H149L148 86ZM199 88V87H198ZM228 88H232V86L230 87H228ZM227 88V89H228ZM35 89V88H34ZM111 89V88H110ZM202 89V87H201V89L200 90H203ZM223 89H226V86H225V88H223ZM233 89V88H232ZM73 90V89H72ZM109 90V89H108ZM185 90H186V88H185ZM199 90V91H200ZM213 90H212V92H213ZM218 90V89H217ZM221 90V89H220ZM75 91V90H74ZM117 91V90H116ZM154 91V90H153ZM152 91V92H153ZM175 91V90H174ZM187 91V90H186ZM222 91V90H221ZM226 91H229V90H226ZM249 91V92H250ZM24 92V91H23ZM94 92V91H93ZM110 92V91H109ZM127 92V91H126ZM188 92V91H187ZM191 92L192 93H194L192 90H191ZM195 92H198V91H196L195 90ZM72 93V92H71ZM104 93V92H103ZM107 93V96H108V92H106ZM115 93V92H114ZM211 93V92H210ZM231 93H233V92H231ZM230 93V94H231ZM248 93V92H247ZM35 94V93H34ZM95 94V93H94ZM102 94V93H101ZM100 94V95H101ZM111 94V93H110ZM125 94V93H124ZM200 94V93H199ZM203 94V93H202ZM212 94V93H211ZM214 94V96H215V92L213 93ZM217 94V93H216ZM235 94V93H234ZM249 94V93H248ZM175 95V94H174ZM205 95V94H204ZM208 95H210V94H208ZM233 95V94H232ZM247 95V94H246ZM261 95H263V94H261ZM92 96H94V95H92ZM112 95H110V97H111ZM207 96V95H206ZM211 96V95H210ZM210 96H208L209 98H210ZM214 96H211V98L209 99V101H210V103H211V101H212V103L215 101L214 100ZM249 96H250V94H249ZM134 97V96H133ZM193 97V96H192ZM255 97H257L256 95H255ZM262 96H260V98H261ZM104 98V97H103ZM102 98V99H103ZM105 98H106V96H105ZM140 98V97H139ZM199 98V97H198ZM204 98H205V96H204ZM203 98V99H204ZM215 98H217L216 96H215ZM92 99H96V96L94 97V98H92ZM98 99V98H97ZM96 99V102L98 101ZM102 99H100L99 101H101ZM111 99V98H110ZM109 99V100H110ZM129 99V98H128ZM133 99V98H132ZM141 99V98H140ZM211 99H213V100H211ZM231 99H234V98H232L231 97ZM236 99V98H235ZM246 99V98H245ZM34 100V99H33ZM104 100H106V99H104ZM112 100V99H111ZM110 100V101H111ZM180 100V99H179ZM184 100H185V98H184ZM202 100V99H201ZM206 101H207V99H205ZM250 100V99H249ZM251 100H253V99H251ZM257 100V99H256ZM259 100V99H258ZM97 102L98 103V106H99V104H101V102ZM122 101V100H121ZM196 101V100H195ZM194 101V102H195ZM216 101H217V99H216ZM232 101V100H231ZM248 101V100H247ZM96 102L95 101H93V104H94V106L96 105L97 106V104H96ZM130 102H132V100L130 101ZM129 102V103H130ZM221 102V101H220ZM258 101H256V103H257ZM103 103H104V101H103ZM123 103V102H122ZM182 103H184V102H182ZM188 103V102H187ZM198 103H200V102H198ZM207 103H209V102H207ZM229 103H230V101H229ZM254 103V102H253ZM255 103V104H256ZM104 104H106V102L104 103ZM128 104V103H127ZM185 104V103H184ZM234 104V106L236 107V105H235V103H233ZM250 104V103H249ZM252 104V103H251ZM88 105V104H87ZM103 105V104H102ZM135 105V104H134ZM95 106V107H96ZM97 106V108H99ZM106 106H107V104H106ZM110 106H111V104H110ZM122 106V105H121ZM120 106V107H121ZM127 106V105H126ZM131 106H133V105H131ZM251 106V105H250ZM255 106H257V104L255 105ZM11 107V106H10ZM102 108H103V106H101ZM109 107V106H108ZM230 107V106H229ZM107 108V107H106ZM105 108V109H106ZM110 108V107H109ZM109 108H107V109H109ZM131 108V107H130ZM232 108V107H231ZM231 108H229V109H231ZM234 108V107H233ZM259 108V107H258ZM13 109V108H12ZM21 110V108H17V109H15L14 111H15V113H16V110ZM132 109V108H131ZM235 109V108H234ZM234 109H231L232 111L234 110ZM95 109H93V111H94ZM98 110V109H97ZM97 110H95V117H97V119H98V124H100V126L101 125H105L106 126V123L104 124L103 123V121H102V123H100V117H102V115H104V114H102V115H100L99 116V118H98V115L100 114L99 112H97V113H99L98 115L96 114V111ZM111 110V112H112V114H111V112L108 114L107 113V116H109V115H113V117H111L110 118V116L108 117V119H109V121H110V119H115L114 117H116V115L115 114H117L116 112H114V111H112V109H110ZM124 110V109H123ZM149 110V109H148ZM169 110V109H168ZM191 110V109H190ZM218 110V109H217ZM230 110V111H231ZM237 110V109H236ZM250 110V109H249ZM253 110V109H252ZM258 110V109H257ZM98 111H102V110H100V108H99V110ZM108 111V110H107ZM154 111V110H153ZM159 111V110H158ZM210 111V110H209ZM230 111H229V113H230ZM232 111H231V115H232ZM239 111V110H238ZM245 111V110H244ZM260 111V110H259ZM18 112V111H17ZM115 114H114V113ZM152 112V111H151ZM165 111L163 110V113H164ZM173 112V111H172ZM176 111H174V113H175ZM234 112V111H233ZM237 112V111H236ZM19 113V112H18ZM17 113V114H18ZM150 113V112H149ZM155 113V112H154ZM229 113H228V115H229ZM251 113H252V111H251ZM258 113V112H257ZM264 113V112H263ZM1 114V113H0ZM17 114H15V115H17ZM106 114V113H105ZM124 114V113H123ZM128 114V116H130V117H132V116H134V115H132V113L129 115V112L127 113ZM136 114V113H135ZM152 114V113H151ZM156 114H158L157 112H156ZM155 114V115H156ZM200 114V113H199ZM198 114V115H199ZM224 114V113H223ZM250 114V113H249ZM255 114V113H254ZM143 115H145V114H143ZM175 117H176V115L175 114H173ZM181 115V114H180ZM201 115H202V113H201ZM201 115H199V117H201ZM204 115V114H203ZM208 115V114H207ZM220 115V114H219ZM231 115H229V116H231ZM236 115H238L237 113H236ZM250 115H252V114H250ZM105 116V115H104ZM103 116V117H104ZM118 116V115H117ZM147 116H151V115H148L147 114ZM153 116V115H152ZM172 116V115H171ZM228 116V117H229ZM260 116H262V115H260ZM23 117V116H22ZM102 117V118H103ZM119 117V116H118ZM125 117H127L126 115H125ZM156 117V116H155ZM177 117H179V116H177ZM198 117V116H197ZM208 117V116H207ZM206 117V118H207ZM238 117V116H237ZM250 117V116H249ZM148 118V117H147ZM150 118H152V117H150ZM201 118H203V117H201ZM208 118H210V117H208ZM22 119H24V118H22ZM96 119V118H95ZM113 119H112V121H113ZM116 119H117V117H116ZM115 119V120H116ZM119 119V118H118ZM126 119V118H125ZM132 119H133V117H132ZM134 119H136V118H134ZM155 119V118H154ZM205 119V118H204ZM227 119V118H226ZM239 119H240V117L238 118V121H239ZM6 120V119H5ZM19 120V119H18ZM120 120H121V117H120ZM119 120V121H120ZM124 120V119H123ZM127 120H128V118H127ZM138 120V119H137ZM147 120V119H146ZM149 120L150 119H148L147 121L149 122ZM153 120V119H152ZM151 120V121H152ZM184 120V119H183ZM202 120V119H201ZM211 120V119H210ZM209 120V121H210ZM231 121H234V120H236V119H234V120H232V119H230ZM240 120H242V119H240ZM2 121V120H1ZM97 121V120H96ZM106 121V120H105ZM104 121V122H105ZM117 121V120H116ZM130 121H131V119H130ZM154 121V120H153ZM188 121V120H187ZM203 121V120H202ZM207 121H208V119H207ZM208 121V122H209ZM212 121V120H211ZM215 121V120H214ZM221 121H222V119H221ZM6 122V121H5ZM108 122V121H107ZM132 122V121H131ZM143 122H145V119H144V121ZM147 122V123H148ZM157 122V121H156ZM8 123V122H7ZM109 123V122H108ZM112 123V122H111ZM121 124H122V121L120 122ZM130 123V122H129ZM150 123V122H149ZM167 123V122H166ZM181 123V122H180ZM220 123V122H219ZM224 123V122H223ZM241 123V122H240ZM244 123H246V122H244ZM255 123V122H254ZM256 123H257V120H256ZM4 124V123H3ZM97 124V123H96ZM97 124V126L99 127V130L100 129H102V128H100V126ZM127 124V123H126ZM135 124V123H134ZM152 124V123H151ZM160 124H162V123H160ZM171 124V123H170ZM202 124H205V123H202ZM145 125V124H144ZM153 125H154V123H153ZM152 125V127H155V126H153ZM208 125V124H207ZM210 125H212V122H211V124ZM25 126V125H24ZM23 126V127H24ZM27 126V125H26ZM108 126V125H107ZM118 126V125H117ZM122 126V125H121ZM139 126V125H138ZM142 126V125H141ZM141 126H140V129H141V131L143 130L142 128H141ZM158 126V125H157ZM161 126V125H160ZM179 126H180V124H179ZM206 126V125H205ZM204 126V127H205ZM102 127V126H101ZM126 127H127V125H126ZM137 127V126H136ZM143 127V126H142ZM159 127V126H158ZM207 127V126H206ZM208 127H210V126H208ZM11 128V127H10ZM26 128V127H25ZM24 128V129H25ZM103 128H104V126H103ZM110 128V127H109ZM139 128V127H138ZM145 128H147L146 127V125H145ZM182 128V127H181ZM225 128V127H224ZM244 129H245V126L243 127ZM263 128H264V126H263ZM7 129V128H6ZM12 129V128H11ZM22 129V128H21ZM21 129H20V131H21ZM105 129V128H104ZM104 129H102V130H100L104 135H106V136H108V134H107V131H105L106 133H104L103 132V130ZM121 129H123V130H126V129H124V127L122 126V128ZM120 129V131L122 132V130ZM130 129V128H129ZM153 129H156V128H153ZM152 129V130H153ZM160 129V128H159ZM178 129V128H177ZM176 129V130H177ZM198 129V128H197ZM212 129H216V128H212ZM255 129V128H254ZM107 130V129H106ZM151 130V129H150ZM157 130V129H156ZM232 130V129H231ZM100 131H99V133H100ZM129 130H127V132H128ZM136 131V130H135ZM140 131V130H139ZM138 131V132H139ZM145 131H147V129H145ZM196 131H198V130H196ZM204 131V130H203ZM208 131V130H207ZM211 131V130H210ZM214 131V130H213ZM262 131H264V130H262ZM13 132V131H12ZM22 132V131H21ZM23 132L25 133L26 132V129H25V131L23 130ZM113 132V131H112ZM121 132L119 133V134H121ZM125 132V131H124ZM127 132H125V133H127ZM144 132V131H143ZM176 132V131H175ZM201 132V131H200ZM206 132V131H205ZM18 134L19 136H20V138L21 137H23V140L26 142V145L27 146H29L30 148H32V149H36L35 147H36V143H35V141L34 140H30V138L32 139V137H34V135L32 136V134H34L33 132H30V131H28L27 130V132L25 133V134ZM177 133V132H176ZM175 133V134H176ZM208 133V132H207ZM247 133V132H246ZM254 133V132H253ZM38 134V133H37ZM114 134V133H113ZM137 132H136V136H137ZM146 134V133H145ZM198 134V133H197ZM201 134V133H200ZM212 134V133H211ZM210 134V135H211ZM229 134V133H228ZM244 134V133H243ZM31 135V136H30ZM100 135H101V133H100ZM99 135V137L101 138L100 140L102 141L103 139L102 138H104V142L106 141L105 139L107 138L106 136H104V137H101ZM140 135H141V133H140ZM180 134H177V136H179ZM186 135V134H185ZM202 135V134H201ZM239 135V134H238ZM259 135V134H258ZM262 135H263V133H262ZM30 136V137H29ZM118 136V135H117ZM128 136V135H127ZM149 136V135H148ZM176 136V135H175ZM184 136V135H183ZM198 136H199V134H198ZM203 136V135H202ZM106 137V138H105ZM121 137V136H120ZM141 137V136H140ZM152 137V136H151ZM159 137V136H158ZM157 137V138H158ZM167 137H169V136H167ZM200 137V136H199ZM204 137V136H203ZM240 137V136H239ZM257 137V136H256ZM6 138V137H5ZM111 138V137H110ZM112 138H113V136H112ZM126 138V137H125ZM157 138L156 139H154V140H157ZM170 138V137H169ZM201 138V137H200ZM259 138V137H258ZM114 139H115V137H114ZM113 139V140H114ZM123 139V138H122ZM140 139V138H139ZM148 139V138H147ZM235 139V138H234ZM243 139V138H242ZM19 140V139H18ZM99 140V141H100ZM107 140L108 141H110L108 138H107ZM113 140H111V141H113ZM128 140V139H127ZM142 140H144V139H142ZM150 140V139H149ZM152 140V139H151ZM189 140H190V138H189ZM101 141H100V143H101ZM108 141H106V142H108ZM148 141V140H147ZM158 141H160V140H158ZM171 141V140H170ZM237 141V140H236ZM245 141V140H244ZM102 143L103 145H104V148H101V155L103 154V152H105L106 151V153H108L109 151H108V149H110L109 147H111V146H109L108 148H107V144L108 143ZM135 142H136V139H135ZM144 142V141H143ZM150 142V141H149ZM112 143H114V142H112ZM111 143V144H112ZM115 143H118L117 141L115 142ZM137 143H138V141H137ZM125 144H127V143H125ZM124 144V146H126ZM136 143H134V145H135ZM146 144H147V142H146ZM160 144V143H159ZM191 144V143H190ZM252 144V143H251ZM119 145V144H118ZM133 145V144H132ZM132 145H130V146H132ZM168 145V144H167ZM225 145V144H224ZM249 145V144H248ZM20 146V145H19ZM19 146H17V147H19ZM22 146V145H21ZM42 146V145H41ZM41 146H40V148H41ZM102 146V145H101ZM114 146V145H113ZM128 146V145H127ZM162 146V145H161ZM252 146V145H251ZM258 146V145H257ZM106 147V148H105ZM119 147V146H118ZM132 147H134V146H132ZM248 147V146H247ZM254 147V146H253ZM264 147V146H263ZM115 148H116V146H115ZM144 148H146V147H144ZM163 148V147H162ZM181 148V147H180ZM189 148V147H188ZM229 148V147H228ZM241 148V147H240ZM239 148V149H240ZM5 149V150H4ZM31 149V150H32ZM154 149V148H153ZM173 149V148H172ZM246 149V148H245ZM253 149V148H252ZM103 150H105V151H103ZM119 150H120V148H119ZM125 150V149H124ZM175 150V149H174ZM194 150V149H193ZM219 150H220V148H219ZM247 150V149H246ZM263 150V149H262ZM33 151V150H32ZM47 146H43V148H41L39 151L36 149V151L34 152V153H36V154H38L42 159H40V157L38 158V159H40V160H42L43 162L45 161L44 159H47L48 157H47ZM144 151V150H143ZM183 151V150H182ZM189 151V150H188ZM195 151H197V150H195ZM211 151V150H210ZM240 151H243V150H240ZM260 151V150H259ZM172 152V151H171ZM247 152V151H246ZM260 152H262V151H260ZM264 152V151H263ZM28 153V152H27ZM110 153V152H109ZM191 153V152H190ZM32 154V153H31ZM111 154V153H110ZM144 154V153H143ZM152 154V153H151ZM154 154V153H153ZM216 154H217V152H216ZM228 154V153H227ZM248 154V153H247ZM256 154V153H255ZM261 154V153H260ZM20 154L18 153V155L17 156H19ZM23 155V154H22ZM21 155V156H22ZM106 155H108V154H106ZM130 155V154H129ZM223 155V154H222ZM241 155V154H240ZM244 155H246V154H244ZM104 156H105V154H104ZM120 156V155H119ZM122 156H123V152H122ZM127 156V155H126ZM152 156V155H151ZM248 156V155H247ZM254 156V155H253ZM103 157V156H102ZM107 157V156H106ZM154 157V156H153ZM152 157V158H153ZM221 157H223V156H221ZM238 157V156H237ZM20 158V157H19ZM18 158V159H19ZM22 158V157H21ZM114 158V157H113ZM113 158H112V160H113ZM140 158V157H139ZM150 158V157H149ZM179 158V157H178ZM217 158V157H216ZM240 158V157H239ZM258 158V157H257ZM30 159V158H29ZM37 159V160H38ZM103 161H104V165H105V171H106V169H107V167L109 166V161L105 158V157H103ZM106 159V160H105ZM117 159V158H116ZM147 159V158H146ZM218 159H220V158H218ZM230 159V158H229ZM235 159V158H234ZM22 160H26V159H22ZM53 160V159H52ZM78 160V159H77ZM153 160V159H152ZM151 160V161H152ZM156 160V159H155ZM241 160H243V159H241ZM244 160H245V157H244ZM246 160H247V158H246ZM18 161V160H17ZM60 161V160H59ZM128 161V160H127ZM39 162V164L40 163H43V162H40V161H38ZM142 162H143V159H142ZM183 162V161H182ZM240 162V161H239ZM245 162V161H244ZM247 162V161H246ZM248 163V162H247ZM263 163H264V158H263ZM24 164V163H23ZM44 164V163H43ZM159 164V163H158ZM211 164V163H210ZM25 165V164H24ZM86 165V164H85ZM142 165V164H141ZM144 165V164H143ZM157 165V164H156ZM222 165H224V164H222ZM231 165V164H230ZM18 166V165H17ZM34 166V165H33ZM46 166H48L47 164H46ZM58 166V165H57ZM113 166H114V164H113ZM180 166V165H179ZM244 166V165H243ZM249 166H251V165H249ZM259 166V165H258ZM258 166H256V167H258ZM261 166H262V163H261ZM264 166V165H263ZM262 166V167H263ZM19 167V166H18ZM23 167V166H22ZM26 167H28V165L26 166ZM34 167H36V166H34ZM72 167V166H71ZM95 167H97V166H95ZM164 167V166H163ZM173 167V166H172ZM222 167V166H221ZM241 167V166H240ZM21 168V167H20ZM39 168V167H38ZM40 168H41V166H40ZM47 168V167H46ZM51 168V167H50ZM87 168L89 169V167L87 166ZM139 168H141V167H139ZM149 168V167H148ZM170 168V167H169ZM27 169H29V168H27ZM42 169V168H41ZM40 169V170H41ZM45 169V168H44ZM97 169V168H96ZM121 169V168H120ZM174 169V168H173ZM239 169V168H238ZM242 169V168H241ZM251 169V168H250ZM262 169H264V168H262ZM262 169H261V171H262ZM23 172L24 171H26V169H25V166H24V170H23V168L21 169ZM38 170V169H37ZM37 170H33V169H31V175H30V178H31V176L33 177L32 179H34L35 180V174L36 173H38L37 172ZM140 170V169H139ZM138 170V171H139ZM143 170V169H142ZM153 170V169H152ZM171 170V169H170ZM175 170V169H174ZM215 170V169H214ZM17 172H19L20 171V169L18 168V170H16ZM21 171V172H22ZM30 171V170H29ZM39 171V170H38ZM44 171V170H43ZM53 171V170H52ZM118 171V170H117ZM141 171V170H140ZM156 171V170H155ZM178 171V170H177ZM229 171V170H228ZM244 171H246V170H244ZM251 171H252V169H251ZM258 171V170H257ZM260 171V170H259ZM13 172V173H12ZM41 173H42V170L40 171ZM63 172V171H62ZM65 172V171H64ZM73 172V171H72ZM95 172V171H94ZM97 172V171H96ZM127 172V171H126ZM182 172V171H181ZM20 173V172H19ZM25 173V172H24ZM30 173V172H29ZM55 173V172H54ZM123 173V172H122ZM130 172H128V174H129ZM139 173V172H138ZM175 173H176V171H175ZM222 173V172H221ZM26 174V173H25ZM55 174H57V172L55 173ZM66 174V173H65ZM141 174V173H140ZM174 174V173H173ZM233 174V173H232ZM256 174V173H255ZM264 174V173H263ZM19 175V174H18ZM38 175V174H37ZM99 175V174H98ZM110 175H111V172L110 171H106V174H105V182H106V189H107V193H108V195H109V198H110V204H111V206H110V208H111V219H112V225H113V230H114V235H115V239H116V244H117V248H118V255H119V262H120V264H206V253H205V222H204V209H203V207L202 206H205V205H200V199L202 198L201 196H198V195H200V194H198V190H196L197 188H195V184L193 185L192 183H191V181H189L188 179L190 178L189 176V178L188 179H186V180H188L189 181V185L190 186H188V188L186 187L185 189L183 188L180 192H175V191H173L172 190V188H171V185H170V183H169V181H167V180H165V178L164 179H161L162 177H160V176H158L159 177V181L155 184V186H154V188L152 189V195H145L146 193H144L146 190H149L148 188L147 189H145V191L143 190V193H144V195L145 196H141V193H142V191H141V193L139 194V193H136V192H134V190H140V188H138V187H141L142 186V184L144 183H141V186H138L137 187V189H134V190H130V189H127V188H123V187H117V185H114V182L112 181V179H111V177H110ZM138 176H139V174H137ZM137 175H136V177H137ZM160 175V174H159ZM199 175V174H198ZM209 175V174H208ZM207 175V176H208ZM257 175V174H256ZM23 176V175H22ZM25 176V175H24ZM41 176V175H40ZM47 176V175H46ZM55 176V175H54ZM58 176V175H57ZM61 176V175H60ZM63 176V175H62ZM151 176V175H150ZM183 176V175H182ZM211 176V175H210ZM248 176V175H247ZM63 177H65V175L63 176ZM68 176H66V178H67ZM123 177V176H122ZM155 177H157V176H154V180H155ZM173 177H175V176H173ZM179 177V176H178ZM195 177V176H194ZM25 178H26V176H25ZM24 178V179H25ZM47 178V177H46ZM66 178L64 179V180H66ZM100 178V177H99ZM151 178H153V177H151ZM185 178V177H184ZM186 178H187V175H186ZM196 178V177H195ZM198 178V177H197ZM40 179V178H39ZM43 179V178H42ZM58 179H60L59 177H58ZM97 179V178H96ZM115 179V178H114ZM116 179H117V177H116ZM115 179V180H116ZM133 179V178H132ZM182 179V178H181ZM23 180V179H22ZM25 180H27V179H25ZM29 180V179H28ZM46 180V179H45ZM52 180V179H51ZM62 180V179H61ZM129 180H130V177H129ZM135 180H138V178L137 179H135ZM184 180V179H183ZM193 180H194V178H193ZM197 180V179H196ZM259 180V179H258ZM261 180V179H260ZM42 181V180H41ZM40 181V182H41ZM44 181V180H43ZM47 181V180H46ZM45 181V182H46ZM66 181H69L68 180V178H67V180ZM120 181V180H119ZM132 181V180H131ZM139 181V180H138ZM143 181H145V179L143 180ZM149 181V180H148ZM188 181L187 182H182V183H180L181 184V186H182V184L183 183H188ZM199 181V180H198ZM262 181V180H261ZM21 182H23V181H21ZM25 182V181H24ZM23 182V183H24ZM28 182V181H27ZM31 182V181H30ZM29 182V183H30ZM61 182V181H60ZM59 182V183H60ZM121 182V181H120ZM129 182V181H128ZM135 182V181H134ZM141 182V181H140ZM140 182H138L139 184H140ZM147 182V181H146ZM228 182V181H227ZM33 183V182H32ZM38 183V184H37ZM130 183V182H129ZM152 183V182H151ZM194 183V182H193ZM232 183V182H231ZM250 183V182H249ZM264 183V182H263ZM4 184V185H3ZM26 184V183H25ZM45 184V183H44ZM96 184V185H95ZM145 184V183H144ZM147 184V183H146ZM178 184V183H177ZM179 184V185H180ZM235 184V183H234ZM247 184V183H246ZM23 185V184H22ZM30 185V184H29ZM28 185V186H29ZM32 185V184H31ZM30 185V186H31ZM43 185V184H42ZM41 185V186H42ZM136 185H138V184H136ZM136 185H134V187L136 186ZM149 185V184H148ZM188 185V184H187ZM209 185V184H208ZM264 185V184H263ZM25 186V185H24ZM39 186H40V184H39ZM131 186H133V185H131ZM147 186V185H146ZM180 186V187H181ZM215 186V185H214ZM228 186V185H227ZM251 186V185H250ZM5 187V186H4ZM22 187V186H21ZM151 187V186H150ZM199 187V186H198ZM207 187V186H206ZM231 187H233L234 188V186H232L231 185ZM246 187V186H245ZM264 187V186H263ZM26 188V187H25ZM28 188V187H27ZM98 188V189H97ZM144 188H146V187H143V188H141V189H144ZM202 188H203V186H202ZM235 188H236V186H235ZM246 188H248V190L249 189H251V188H249V186H247ZM29 189V188H28ZM27 189V190H28ZM31 189V188H30ZM63 189V188H62ZM178 189V188H177ZM204 189H205V186H204ZM207 189V188H206ZM208 189H210V188H208ZM230 189V188H229ZM53 190V189H52ZM56 190V189H55ZM213 190H215L214 188H213ZM245 190H247V189H245ZM261 190H262V188H261ZM2 191V190H1ZM26 191V192H25ZM24 192V194H22ZM42 192H43V187H42ZM62 192V191H61ZM67 192V191H66ZM140 192V191H139ZM206 192V191H205ZM237 192V191H236ZM249 192V191H248ZM247 192V193H248ZM260 192V191H259ZM147 193H150V190H149V192H147ZM235 193V192H234ZM238 193H240V192H238ZM10 194H11V192H10ZM20 194H22V196H20ZM37 194V195H36ZM151 194V193H150ZM241 194V193H240ZM39 195H40V193H39ZM47 194H45V196H46ZM233 195V194H232ZM232 195H231V198H232ZM24 196H26L27 198H26V201L24 202ZM151 196H153V198H154V200H156V205H157V207L156 208H158V210H160V212H158L157 210V212L156 211H154L152 208H150V206L153 204V203H151V202H149V201H151V198H149L148 199V197H151ZM203 196V195H202ZM215 196V195H214ZM23 197V198H22ZM140 197L142 198V200H140ZM201 197V198H200ZM233 197H234V195H233ZM248 197V195H246V198ZM251 197H253V193H252V195H251ZM259 197V196H258ZM260 197H262V196H260ZM9 198V197H8ZM12 198V197H11ZM136 198H139V201L136 199ZM225 198H226V196H225ZM228 198V197H227ZM230 198V197H229ZM228 198V199H229ZM230 198V199H231ZM235 198V197H234ZM234 198H232L231 200H234ZM236 198L238 199L239 197H237L236 196ZM242 198V197H241ZM245 198V197H244ZM5 199V198H4ZM53 200L55 199V198H52ZM62 199V198H61ZM134 199V200H133ZM135 199L137 200V201H135ZM217 199V198H216ZM240 199V198H239ZM16 200H13L12 201V203H13V206H11V208L12 207H14V204L16 203ZM202 200H204L203 198H202ZM210 200V199H209ZM221 200H222V198H221ZM223 200H224V198H223ZM231 200H230V202H231ZM236 200V199H235ZM243 200V202H244V199H242ZM249 200V199H248ZM4 201V200H3ZM23 201V202H22ZM39 201H43V202H39ZM55 201V200H54ZM141 201V202H140ZM215 201V200H214ZM238 200H236V202H237ZM2 202V201H1ZM5 202V201H4ZM15 202V203H14ZM20 202V203H19ZM35 202V203H34ZM208 202V201H207ZM216 202V201H215ZM221 202V201H220ZM6 203V202H5ZM25 203V204H24ZM38 203H40V204H38ZM42 203V204H41ZM54 203H56V202H54ZM151 203V205L149 206L148 204H150ZM201 203H203V202H201ZM214 203V202H213ZM233 203H234V201H233ZM233 203H231V204H233ZM237 203H239V201L237 202ZM10 204V203H9ZM27 204V205H26ZM60 204V203H59ZM63 204H64V202H63ZM204 204H206L205 202H204ZM16 205H15V207H16ZM24 205V206H23ZM245 205H248L247 203L245 204ZM250 205V204H249ZM248 205V206H249ZM252 205V204H251ZM250 205V206H251ZM24 207V208H21V207ZM26 206V207H25ZM59 206V205H58ZM57 206V207H58ZM232 206V205H231ZM230 206V207H231ZM236 206V205H235ZM235 206L233 207V211H234V208H235ZM241 206H243L242 205V203H241ZM248 206H246V207H248ZM14 207V208H15ZM211 207V206H210ZM237 207H239V206H237ZM10 208V207H9ZM148 209V208H150L149 209V211L148 210H146V209ZM215 208V207H214ZM249 208V207H248ZM251 208V207H250ZM13 209V208H12ZM219 209H220V207H219ZM230 209V208H229ZM231 209L229 210V211H231ZM6 210V209H5ZM4 210V211H5ZM151 210H153V215H154V217H157L156 218V220H154V217H151V216H153L152 214H150L151 213ZM209 210H210V208H209ZM216 210V209H215ZM241 210V209H240ZM2 211V210H1ZM9 211V210H8ZM17 211V212H18ZM164 213V214H167L168 215V219H165V217H164V219H162V221H164V222H168V220H170L169 219V215H171V217L172 218H174V224L173 225H170L171 224V222H169V223H165V225H167L166 227L163 225H161V224H158V223H160L161 222V213L162 212ZM220 211H221V209H220ZM228 211V210H227ZM232 211V212H233ZM16 211H15V213H17ZM206 212V211H205ZM14 213V214H15ZM143 213H145V217H146V219H145V217H143V223H141V220H142V216L144 215ZM146 213H148L147 215H148V217L150 216V218H148L147 216H146ZM155 213V214H154ZM157 213V214H156ZM158 213L161 215H158ZM208 213H209V211H208ZM216 213V212H215ZM221 213V212H220ZM223 213V212H222ZM212 214V213H211ZM218 214V213H217ZM237 214V213H236ZM5 215V214H4ZM158 215V216H157ZM213 215V214H212ZM10 216H12V215H10ZM14 216V215H13ZM130 216H132L131 218H130ZM160 216V217H159ZM166 216V215H165ZM8 217V216H7ZM133 217H134V220H132L133 219ZM137 217H138V219L140 218L141 220H138L137 219ZM159 217V218H158ZM12 218V217H11ZM24 218H27L28 220L26 221H24ZM171 218V219H172ZM150 219V220H149ZM159 219V220H158ZM208 219V218H207ZM241 219V218H240ZM10 220V219H9ZM12 220V219H11ZM13 220V221H14ZM151 220H154L153 222L151 221ZM158 220V221H157ZM173 220V219H172ZM158 223H157V222ZM160 221V222H159ZM2 222V221H1ZM7 222V221H6ZM27 224H26V223ZM22 223H24V224H22ZM155 223H157V224H155ZM2 224V223H1ZM6 224V223H5ZM22 224V225H21ZM25 225V226H24ZM27 225V226H26ZM154 225H156V226H154ZM157 225L159 226V225H161V226H159V227H162V229L164 228V230H162V231H159L158 229H159V227L157 228ZM170 225V226H169ZM245 225V224H244ZM7 226V225H6ZM21 227L22 228H24V229H22L21 230ZM0 228H2V225H1V227ZM11 228V229H12ZM136 228H137V231H136ZM157 228V229H156ZM8 229H9V227H8ZM10 229V230H11ZM20 229V230H19ZM218 229V228H217ZM3 231H4V228L2 229ZM9 230V231H10ZM161 230V229H160ZM1 231V230H0ZM135 231H136V235L137 236H139L140 238H138V237H136V238H138V239H136V241H135V239H134V234H135ZM140 232V235H139V232ZM7 232V231H6ZM5 232V233H6ZM14 233V231H10V233ZM16 232V231H15ZM21 232V233H20ZM138 232V233H137ZM8 233V232H7ZM6 233V234H7ZM12 233V234H13ZM2 234V233H1ZM6 234H4V235H6ZM9 234V233H8ZM23 234H25V235H23ZM4 235H3V237H4ZM9 235H11V234H9ZM15 236V235H14ZM21 236V237H20ZM22 236H24L25 238H26V240H25V238H23ZM133 236V237H132ZM219 236V235H218ZM7 237V236H6ZM11 238H12V236H10ZM10 238V239H11ZM18 238V239H19ZM255 238V237H254ZM0 239H1V237H0ZM4 239V238H3ZM18 239H16V237H14V241L16 240V241H20V239L18 240ZM23 239L25 240V241H23ZM5 240V239H4ZM28 240V246H26V241ZM133 240V241H132ZM1 241H2V239H1ZM12 242L11 243H14L13 242V240H11ZM132 243H131V242ZM137 241H139V246H138V242ZM222 241V240H221ZM21 242H18V244H20V245H18L17 243V245L19 246V249L20 248H22L21 247ZM4 243H5V241H4ZM23 243H25V247H28V248H25L24 247V244ZM135 243H136V245H135ZM130 244V245H129ZM220 244V243H219ZM17 245H15V247H13V248H17L18 246ZM135 245V246H134ZM222 245V244H221ZM130 246V247H129ZM137 247V251L136 250H133L134 248H136ZM4 248V247H3ZM2 248V249H3ZM23 248H22V251H21V253L23 254ZM133 248V249H132ZM19 249H17V252H19ZM5 250H7V248L5 249ZM9 250V249H8ZM12 250V249H11ZM10 250V251H11ZM132 250V251H131ZM222 250V249H221ZM13 251V250H12ZM136 251V252H135ZM2 252V251H1ZM4 252V251H3ZM6 252V251H5ZM4 252V253H5ZM16 252V255H18V253ZM30 252V253H29ZM8 253V252H7ZM11 253V252H10ZM9 253V254H10ZM221 253H223V252H221ZM1 254V253H0ZM14 254V253H13ZM30 254V255H29ZM252 254V253H251ZM257 254V253H256ZM24 255V254H23ZM253 255V254H252ZM255 255V254H254ZM6 256H7V254H6ZM10 256L11 257H13V256H15V255H11L10 254ZM19 256H20V254H19ZM9 257V256H8ZM20 257H24V256H20ZM254 257V256H253ZM1 258V257H0ZM4 258V257H3ZM255 258V257H254ZM264 258V257H263ZM12 259V258H11ZM14 259V258H13ZM12 259V260H13ZM19 259V258H18ZM30 259V260H29ZM21 260V259H20ZM6 261V260H5ZM16 261V260H15ZM25 261H27V260H25ZM4 262V261H3ZM7 262V261H6ZM18 262H19V260H18ZM257 262V261H256ZM259 262V261H258ZM13 263V262H12ZM21 263V262H20ZM262 263V262H261ZM8 264V263H7Z\"/></svg>", "mask_w": 264, "mask_h": 264}, {"label": "crops", "instance_id": "crops-1", "mask_svg": "<svg viewBox=\"0 0 264 264\" xmlns=\"http://www.w3.org/2000/svg\"><path fill=\"white\" fill-rule=\"evenodd\" d=\"M160 102H161L163 108H168L169 103L171 102L170 95H168L166 92H164L160 98Z\"/></svg>", "mask_w": 264, "mask_h": 264}, {"label": "built area", "instance_id": "built-area-1", "mask_svg": "<svg viewBox=\"0 0 264 264\" xmlns=\"http://www.w3.org/2000/svg\"><path fill=\"white\" fill-rule=\"evenodd\" d=\"M64 2V6L67 10H71V7H72V0H63ZM45 13H48L50 11V8L49 7H45L44 10H43Z\"/></svg>", "mask_w": 264, "mask_h": 264}]
</instances>
